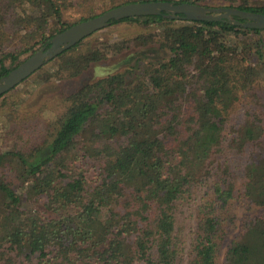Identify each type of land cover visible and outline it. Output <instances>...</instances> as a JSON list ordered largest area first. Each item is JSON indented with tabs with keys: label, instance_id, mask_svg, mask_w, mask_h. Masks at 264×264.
Wrapping results in <instances>:
<instances>
[{
	"label": "trees",
	"instance_id": "16d2710c",
	"mask_svg": "<svg viewBox=\"0 0 264 264\" xmlns=\"http://www.w3.org/2000/svg\"><path fill=\"white\" fill-rule=\"evenodd\" d=\"M136 1L159 0H79L74 20L70 0H0V77L58 32ZM162 1L264 13V0ZM122 24L134 33L95 32L49 62L61 79L119 56L115 70L68 99L44 143L24 139L26 124L0 152L12 168L0 177V264H264L263 113L232 118L264 83V29L165 13L108 28Z\"/></svg>",
	"mask_w": 264,
	"mask_h": 264
},
{
	"label": "rangeland",
	"instance_id": "374dc122",
	"mask_svg": "<svg viewBox=\"0 0 264 264\" xmlns=\"http://www.w3.org/2000/svg\"><path fill=\"white\" fill-rule=\"evenodd\" d=\"M78 1L79 0H70V3L74 6V9L71 11V16L69 17L70 20L80 19L85 14V10L83 8L76 6ZM217 2L210 4L214 5L212 7H222L217 6ZM134 29V26L131 24H122L110 28H104L98 31L94 37L103 38L108 35L111 38H117L119 36L134 33ZM118 58L119 56H113L107 60L93 64L83 74L69 79L58 78L55 75L57 67L52 65V63H48L44 66V69L31 75L27 80L15 87L10 93L1 97L0 152L10 149L16 145L18 139H14V137H16L15 131L22 129L23 125L26 124L29 132L24 139L31 140L32 142L34 141V143H44V141L48 138L47 129L51 122V117L61 113L65 109L68 99L85 85L103 75L113 72L116 68L114 65L119 60ZM9 63L10 62H8V64ZM118 69L121 70L123 67ZM248 108L256 109L258 111L260 109L264 118V83L258 88V98L254 101V103L248 104L245 100H243L238 105V108L232 116L233 123L242 121L244 118L243 114ZM9 114H14V120L9 117ZM12 130L13 134H10L9 132ZM10 168H0V177L6 172H11ZM238 182L241 186V178L238 179ZM17 189L22 191L20 188ZM238 204L239 206L236 207L235 212L239 217L237 225L240 226L241 219L247 212V206L246 204H242L241 199L238 201ZM22 205L24 207L34 208L40 204L39 202H34L28 199V197H23ZM182 221L186 223L184 232L187 233L190 229V221L186 218L182 219ZM191 223H194V220L193 222L191 220ZM237 232L238 228H235L232 235Z\"/></svg>",
	"mask_w": 264,
	"mask_h": 264
},
{
	"label": "water",
	"instance_id": "95a60500",
	"mask_svg": "<svg viewBox=\"0 0 264 264\" xmlns=\"http://www.w3.org/2000/svg\"><path fill=\"white\" fill-rule=\"evenodd\" d=\"M165 13L171 18L194 21H219L227 19L246 28L264 29V13L243 10L237 7H212L198 3L173 1H136L111 8L102 14L77 22L51 38L50 46H43L32 53L18 66L0 77V97L28 79L44 65L65 50L76 45L91 34L112 24L114 20L135 18ZM234 16L245 19L235 21Z\"/></svg>",
	"mask_w": 264,
	"mask_h": 264
}]
</instances>
